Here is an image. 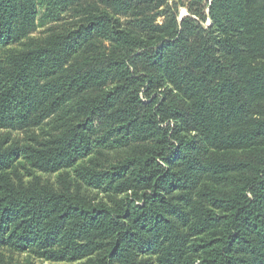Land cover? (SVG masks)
Returning <instances> with one entry per match:
<instances>
[{
  "label": "trees",
  "instance_id": "1",
  "mask_svg": "<svg viewBox=\"0 0 264 264\" xmlns=\"http://www.w3.org/2000/svg\"><path fill=\"white\" fill-rule=\"evenodd\" d=\"M169 1L0 0V264H264V0Z\"/></svg>",
  "mask_w": 264,
  "mask_h": 264
},
{
  "label": "rangeland",
  "instance_id": "2",
  "mask_svg": "<svg viewBox=\"0 0 264 264\" xmlns=\"http://www.w3.org/2000/svg\"><path fill=\"white\" fill-rule=\"evenodd\" d=\"M93 1H95V0H93ZM189 1L190 0H170L169 1V5L172 6L174 3H178V5L180 6L179 13H180V19H181V18L186 17L188 15L187 5L190 3ZM208 2H209V0H205L204 1L201 11H203L205 13H209V9L207 8L208 7ZM160 21H164V17H161ZM204 24L209 26L210 25V21L207 20V22L204 23ZM45 29L46 28L40 27L37 30V33H35V34H38V33L40 34V32H43ZM36 132L39 133L40 130H36ZM27 135H28V133L17 131V130L16 131H9V132H6V131H1L0 132V137H8L11 141L15 140V141H19V142H22L27 137ZM54 178L55 177L52 176V179H54ZM24 258H25L24 256H19L18 257V259L22 260V261L25 260ZM37 264H44V263L37 262ZM45 264H50V263H45ZM60 264H65V263H60Z\"/></svg>",
  "mask_w": 264,
  "mask_h": 264
}]
</instances>
